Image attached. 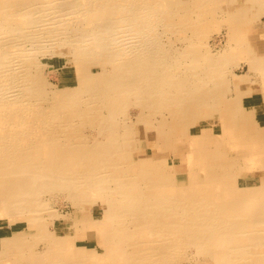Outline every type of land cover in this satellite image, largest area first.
Masks as SVG:
<instances>
[{"label": "bare ground", "instance_id": "bare-ground-1", "mask_svg": "<svg viewBox=\"0 0 264 264\" xmlns=\"http://www.w3.org/2000/svg\"><path fill=\"white\" fill-rule=\"evenodd\" d=\"M141 1L99 0L92 8L93 16L86 17L77 28L67 7L74 5L73 0L67 5L62 1L60 11L49 10L53 0H0V218L26 222L25 228L0 238V264L3 260L12 261V255L16 256V264H163L171 252L183 255L186 245L203 248L213 264H264V180L259 188L242 187L239 160L227 159L219 151L223 144L230 147V152L246 148L249 151L241 158L245 161L257 158L260 150L264 152V141L260 140L264 132H257L253 124L240 117L242 114L256 124V114L242 107L240 94L228 95L234 80L241 78L237 75L230 79L228 69L218 65L220 59H210L205 69L195 73L200 64L195 60L185 62L183 53H166L155 29L157 38L151 42L155 26L138 9ZM151 1L154 4L148 6V11L158 10L159 0ZM125 7L131 10L126 21L136 28L115 26L117 13ZM243 15L249 13L238 16ZM61 27L69 28L68 32L75 35L66 38L75 47L76 60L82 51L99 48L113 66H118L110 70L100 63L99 72L88 76L90 81L103 78L97 90L109 100V114L100 116L104 122L102 138L93 137L91 142L84 135L58 129L47 112L39 113L29 107L34 55L45 43L58 39ZM134 40L136 44L132 43ZM238 40L249 54L262 52L260 46ZM252 47L255 51L250 53ZM48 50L55 53V47ZM124 56L128 59L121 63ZM257 60H245L250 73L260 65ZM76 68L84 71V65L77 63ZM177 73L183 74L178 85L185 96H176ZM166 76L171 83L174 80V84L168 83L169 88L165 86ZM55 93L76 100L79 92L75 95L64 89ZM130 100L139 101L146 111L131 121H143L154 131L159 137L156 144L162 138L167 142L171 139L173 149L175 142L188 144V186L177 185L173 168L166 172V165L161 173H135L143 159L128 158L134 152L127 145L132 137L131 125L121 122L118 115L119 106ZM165 102L170 112L153 117ZM78 107L74 108L76 114H86ZM213 109L220 115V135L215 133L208 138L192 134L191 128L186 132L183 127H176L177 120L194 124L195 120L210 117ZM155 146L154 143V149ZM171 156L177 159L174 150ZM145 166L149 169L151 163ZM237 169L236 175L229 173ZM212 176L221 185L209 193ZM146 186H152L153 191L142 192ZM84 189L94 190L107 200L102 218L84 225L97 232L95 247L78 246L74 238L63 240L45 226L44 214L50 211L45 197L50 191L69 190L68 198L77 200ZM136 212L145 219L131 220ZM80 234L82 238L88 236ZM29 235L31 240L27 239ZM43 241L49 245L45 244V250L40 252L37 247Z\"/></svg>", "mask_w": 264, "mask_h": 264}, {"label": "rangeland", "instance_id": "rangeland-1", "mask_svg": "<svg viewBox=\"0 0 264 264\" xmlns=\"http://www.w3.org/2000/svg\"><path fill=\"white\" fill-rule=\"evenodd\" d=\"M53 1L54 4L49 7V10L60 11L59 7L62 1H65L64 5H67L72 0ZM73 1L74 5L68 4L67 7L70 10L69 12L72 13L74 27L78 28L83 25V21L86 20V17L93 16L90 14H92L99 0ZM122 3L126 4L124 1ZM158 3H160V6H157L158 10L155 9V11L151 10V8L148 11V6L154 4V1L151 0H143L139 6H137L145 17L147 15L146 21L149 22V20H151L150 24L155 26L152 28L150 41L153 42L152 40L156 37V33L153 31L154 29L157 30L159 35L158 38H156L160 40L163 49L165 48L167 50H165L166 53L172 54L175 52V55L183 53L184 57L182 59L185 62L190 63L192 60H195L200 64L198 65L199 68L195 69V73L198 69H205L207 64L210 63V59H220L218 65H223L228 69L230 73L227 75H231L230 79L239 76L241 78L240 80H234L233 86H230L229 97H232L235 93L240 94V103L242 107L244 109H251L256 114V124L255 121L248 120V117L242 114H240L241 120L253 124L257 132L263 133L264 67L261 68V66H264V3H259L256 0H199V3L193 0H159ZM210 9H212V13ZM247 12L249 16H238ZM127 13L131 15V10L126 7L121 10V12L117 13L115 22L118 24L115 25L116 27L136 28L135 25L126 21ZM95 23L96 20L93 21V24L97 25V23ZM155 23L158 24L155 25ZM60 29L61 31L56 36L58 39L45 43L43 47L37 51V54L35 53L34 55L33 65L32 67L30 66L31 78L33 79V88L31 89L33 97H31V101L29 100L31 102L29 107L32 108V110H37L39 113L43 111L47 112L49 117L51 116L52 118L51 123L57 125L60 130L64 128L68 133H74L75 136L84 135L85 140L88 141L95 140L94 138L96 136L102 138L100 136V131L104 126V122L100 116L105 117L109 114V106L107 104L109 100H106L105 95H101L100 91L97 90L98 86H101L103 78L90 81L88 76L99 72L98 65L100 63H103L105 67L110 70L118 68V66H113L109 56H106L99 48L93 51L87 49L82 51L79 58L76 60L75 47L71 42L67 43L69 41L67 38L71 39L75 37V35L68 32L69 28L66 29L61 27ZM64 31H66V33ZM48 32L49 31H47L46 34H48ZM238 38L243 39V42L245 40L246 43L251 46H260L262 52L251 55L247 51L242 50ZM91 42L92 41L89 43L92 44L93 42ZM132 43L136 44L137 42L134 40ZM75 45L79 47L78 43H75ZM246 46V48H249V45ZM52 47H55V53L49 52L48 49ZM254 51L255 49L252 47L250 53ZM95 53H97L98 56H96ZM254 57L258 59L256 62H260V65H258L256 70L250 73L245 60H252ZM123 58L124 60L121 63H126L128 57L124 56ZM253 62L255 63V61ZM261 62H263V64ZM77 63L84 65V71H82L83 69L79 72L77 71ZM177 74L176 96H180L183 95L184 92L178 83L181 84L180 80H182L181 76L183 74ZM168 77L169 76H166L165 79V86L167 88H169L168 83H171L168 81ZM171 84H174V80ZM64 89L69 90L71 94L74 93L75 95L79 92L76 100H68L62 98V96L56 95L55 92ZM189 91L192 90L190 89ZM185 95L186 94H184V96ZM168 101L169 99L167 98L166 102ZM138 102L139 101L136 102L135 100L127 103L125 102L118 108L120 111L118 114L119 120L121 122L128 121L131 125L132 137L128 139L127 145H129V147H127L133 149L134 152L131 153V155L128 154V158L135 160L140 158L144 161L146 159H155L154 161L148 162H143V160L139 161L135 173L142 175L148 172L161 173L166 169V172H170L173 168V172L175 173V178L173 180L177 185L188 186L190 183L188 178V163L186 160L188 144L175 142V147L173 149L170 141L171 139L167 142L163 138L160 140L162 143L159 141L156 144V140L158 141L159 137H157L154 131L148 129L143 121H131L133 117L136 118L138 113L140 114L143 112V107L138 104ZM166 102L161 105L160 108L162 109L156 111V116L153 117L158 118L164 114L166 116L167 113L170 112V110L165 107ZM77 105H79L78 108L80 109L81 107L82 111L86 114H76L75 109ZM138 108L139 110H137ZM131 113L135 116L131 115ZM211 114L212 116L206 117L205 119L195 120L194 124H191L188 120H177L176 127H183L186 132L191 128L192 134L208 138H211L215 133L220 135L222 133V124L220 123L219 112L213 109L211 110ZM168 117L169 116H167V118ZM243 117L245 119H242ZM62 118L64 119L62 120ZM72 118H74V121H72ZM81 118L83 119L81 120ZM257 120L260 124H258ZM165 121H167V119H165ZM90 136L94 138L91 139ZM260 140L264 141V138ZM154 143L159 147L156 149L155 146L157 151L153 148ZM220 149L219 151L223 153L227 159L235 157V159L239 160L237 163L239 164V168H242L239 174V181L242 187L259 188L262 186L264 180V152L262 153L260 150V154H258L257 158L251 156V159L245 161L244 159L241 160V158L247 155L249 150L246 148H236L233 152H230V147L223 144ZM173 150L177 159L171 156ZM147 163H151L149 169L145 166ZM229 173L231 175H236L239 171L237 169ZM210 185L209 193L213 190L215 191L221 185V182L217 181L212 176ZM141 189L142 192L153 191L152 186L142 187ZM63 191L64 190H58L55 193L50 191L45 197L49 201L50 208V211L44 214L47 217L45 219L46 228L63 240L68 241L74 238L78 246L95 247L97 245L98 234L95 231L87 229L84 225L102 218L101 216L107 205L105 196L94 190L84 189L80 190V193L77 195L79 198L76 200L68 198L69 196L67 194L69 190ZM83 199L90 201H84ZM95 208L96 211L93 212ZM49 213L55 216H51ZM142 213L144 214L145 212ZM144 219L145 218L137 212L131 217V220L134 222H141ZM25 226L26 222L23 220L12 222L7 217H2L0 218V238L12 234L13 231L21 230L25 228ZM35 231L37 230L34 229L33 232ZM82 232L86 233L88 236L85 238L80 237V233ZM31 237L32 236L29 235L27 239L31 240ZM45 244L49 245L47 241H43L39 244L37 249L43 252L45 250ZM198 247V245H186L183 255H176L178 253L174 254L173 252L172 254L171 252L170 259L163 264H213V259L207 255L208 253L202 251L203 248L198 249ZM184 255L187 256L184 257ZM12 256V261L3 260L2 264H16L14 263L15 261L17 262L16 256ZM21 264H30V261H25Z\"/></svg>", "mask_w": 264, "mask_h": 264}, {"label": "crops", "instance_id": "crops-1", "mask_svg": "<svg viewBox=\"0 0 264 264\" xmlns=\"http://www.w3.org/2000/svg\"><path fill=\"white\" fill-rule=\"evenodd\" d=\"M96 211V208L93 210V212H95Z\"/></svg>", "mask_w": 264, "mask_h": 264}]
</instances>
